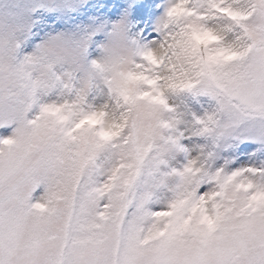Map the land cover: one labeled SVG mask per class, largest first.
<instances>
[{"label": "snow or ice", "instance_id": "obj_1", "mask_svg": "<svg viewBox=\"0 0 264 264\" xmlns=\"http://www.w3.org/2000/svg\"><path fill=\"white\" fill-rule=\"evenodd\" d=\"M0 264H264V0H0Z\"/></svg>", "mask_w": 264, "mask_h": 264}]
</instances>
